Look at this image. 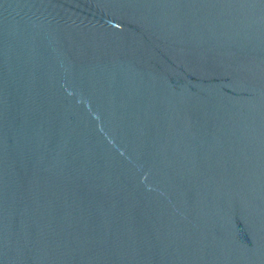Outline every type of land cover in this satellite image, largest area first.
Returning a JSON list of instances; mask_svg holds the SVG:
<instances>
[{
	"label": "water",
	"instance_id": "95a60500",
	"mask_svg": "<svg viewBox=\"0 0 264 264\" xmlns=\"http://www.w3.org/2000/svg\"><path fill=\"white\" fill-rule=\"evenodd\" d=\"M0 264H264V0H0Z\"/></svg>",
	"mask_w": 264,
	"mask_h": 264
}]
</instances>
